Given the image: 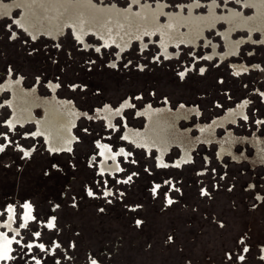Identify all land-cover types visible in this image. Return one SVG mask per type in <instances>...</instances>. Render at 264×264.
<instances>
[{
    "label": "rangeland",
    "instance_id": "rangeland-1",
    "mask_svg": "<svg viewBox=\"0 0 264 264\" xmlns=\"http://www.w3.org/2000/svg\"><path fill=\"white\" fill-rule=\"evenodd\" d=\"M245 1L57 0L52 8L50 0H0V85H11L19 100L25 96L17 89L41 98L55 94L80 112L69 152L52 153L43 138L30 136L33 124L5 125L11 92L0 94V210L14 204L20 220L30 203L34 216L7 264H264V160L252 144L235 143L233 152L219 156L218 142L197 143L189 162L162 167L154 151L122 135L126 123L142 127L137 110L146 105L164 110L161 115L168 105L194 108L180 124L193 137L198 123L242 105L244 114L218 128V137L228 129L264 146V12ZM196 2L194 15L208 16L215 5L221 18L195 44L174 45L168 16L181 7L187 15ZM158 4L164 9L156 20ZM30 5L43 17L41 27L55 17L74 20L57 39L35 38L18 23ZM232 8L256 28L232 31V39L243 42L235 57L221 59L213 50H227L224 16ZM81 25L93 29L85 34L89 47L75 35ZM180 33L190 34L186 25ZM127 100L112 118L115 129L96 112ZM99 140L113 152H129L118 155L119 174H99ZM180 152L171 147L166 160L173 164ZM108 188L111 196H105Z\"/></svg>",
    "mask_w": 264,
    "mask_h": 264
},
{
    "label": "flooded vegetation",
    "instance_id": "flooded-vegetation-1",
    "mask_svg": "<svg viewBox=\"0 0 264 264\" xmlns=\"http://www.w3.org/2000/svg\"><path fill=\"white\" fill-rule=\"evenodd\" d=\"M52 5V8H55L56 6L54 3L57 0H50ZM60 1V0H58ZM199 2L192 3L189 5V14L185 15L183 12V8L181 7L179 9V12L176 14H171L168 16L169 21H170V27L171 30H173L174 35L172 36L171 42L174 45H177V40H184L188 41L189 43L195 44L196 40L199 36L203 35L205 36V30L207 28H214L216 27L218 20L221 18L216 15L215 12V5H211L210 7V14L208 16H196L194 15V9L195 6ZM246 4V1L244 3ZM51 7H48V9ZM115 6L110 7L109 10L110 12L113 11ZM164 7L161 4L157 5V8L155 11H153L152 15L158 19L159 14L163 11ZM60 10V9H59ZM59 10L56 11V14L59 13ZM256 10V9H255ZM257 13H262L264 10H256ZM41 14L36 12L35 9L30 5L29 7L25 8L24 13L22 14L21 18L18 20L19 25L24 28L30 35L33 37L39 36L41 33H46L49 36L57 39L61 33H63L66 29V27L70 24H72V20H74V17L71 18H66L63 22H61L60 19L56 18L51 21L50 26L46 27H41L38 23L41 22L40 19L43 18L40 16ZM225 19L228 20L229 24V31L225 33V41L227 45V50L225 53H219L216 49V46H214L213 54H217L218 57L221 59H225L226 57H229L234 54H238L239 52V47L242 44L243 41H234L231 36V32L235 31L238 28L241 29H249L253 31L256 28V25H252L248 23V19H246L242 13L238 12L235 9H230L229 13L224 16ZM186 25L188 28V31L190 34H182L181 32V27ZM92 27H84V25H81V28H75V35L77 39L81 40L86 47H89V45L85 41V34L86 31H92ZM146 30L145 32H147ZM144 32V31H142ZM153 33V31H150ZM252 33V32H251ZM107 44H110L112 42V39H106L105 41ZM128 45L127 41L123 42L122 47H126ZM121 51V49H120ZM162 52L167 56L169 54V51L167 49V46L162 47ZM212 54V55H213ZM9 86L8 83H4L0 85V94L10 90L11 92V99L6 103L10 109H11V115L5 119V125L9 127L10 129L14 128L16 126H29L33 124L34 131L32 134H28L33 137H41L44 139L45 145L47 148L50 150L52 153H58V152H69L71 148V144L74 139V134L72 133V127L75 124H72L71 130H70V143L67 145V139H68V133L64 132V128L69 127V123L73 120L71 117L74 118L72 112L76 114L75 119L77 115L80 113L77 111V109L74 106L69 105L68 102L65 100H60L56 97L54 94L52 98H41V97H36L34 96V93L36 91L28 92L26 90L21 91L18 90L20 93L27 94L31 101L33 100L34 103V108L32 109V116L35 119H29L26 120L25 123L16 120L15 114L20 112L18 109V104L21 101V104L27 102L29 99L28 97H23L22 99L20 98L17 99L16 96L14 95V92ZM54 89V87H52ZM48 100H51V102L58 104L59 106L62 107V109H65L66 111L69 112V118L67 114L64 116H61L59 112H52L53 114L50 116H47L45 120H43L42 125L39 126L38 120H41L45 117L46 115V107L45 104L47 103ZM130 105V101H124L120 103L117 107L113 108L110 105H105L102 108H97L96 112L99 116H102L105 118L107 125L108 126H113L114 129L116 128L115 122H112V118L116 116L117 114L121 113L122 110ZM1 107V105H0ZM50 110L51 107H48ZM167 108V114H162L164 110H161L159 108L152 107L151 105H146L142 109L137 110V116H143L145 119V123L142 125L141 128H136L130 126L128 123L125 125V130L122 133L123 139L132 143L136 147H141L145 151H154L155 156H156V161L159 164V166H180L182 163L189 162L192 157V152L191 150L195 147L197 143H210L212 142H218L219 143V156H223L224 153L226 152H233V146L235 143L238 142H249L255 147V154L256 157L264 160V146L259 142V140H254L252 141L249 137L246 136H241L237 137L233 134L232 130H227V133L224 137L219 138L217 135V130L218 128H227V124L234 125L235 122L233 120L237 121L238 118H240L241 115L244 114L245 108L242 105H239L237 108H232L228 109L225 111L226 118L225 120H228L230 122L226 123V125H217L216 126V121L222 119L224 116L220 118L213 119L212 122L207 123H198L196 125V128L199 131L198 136L193 137L191 128L188 127L186 129L181 128V122L182 121H188L191 119L192 115L195 113V109L191 110L190 112L183 110L182 108H178L176 110L171 109L169 105L166 107ZM187 109V108H186ZM37 110H41V116L37 115ZM111 111L112 112V117L108 120L107 117L104 116L105 111ZM155 112L158 114L156 117L157 119L161 120L160 125L165 127L167 129V139L164 140V144H161L162 146L159 147L155 145L154 143H151L147 137V132L149 130H153V128L150 127L151 123V116H153V113ZM194 112V113H192ZM240 115V116H238ZM113 123V124H112ZM155 125V124H154ZM40 127V128H39ZM41 127H54L56 132H51L48 129H42ZM60 134H59V133ZM42 133V134H40ZM49 142V145L52 149L54 148H62L60 150H51L47 139ZM26 135V136H28ZM97 146L99 148V154H100V161L97 163L98 164V169H99V174H109V175H116L121 172V167L118 162V155L123 154L125 157H128L129 153L126 149L123 147H119L116 152H113L109 145L102 142L101 140L97 141ZM64 147V148H63ZM171 147H178L180 148V155L176 158L174 163H169L166 160V153ZM26 153H29V150L24 149ZM161 185H156L155 191L160 187ZM106 195L105 196H111L113 193V190L111 189H106ZM169 201H171V197L169 196ZM17 207L14 204H8L5 207V210L2 211L0 210V264H7L11 259H12V251L14 250L15 243H21L20 239V234H23L22 232V227L26 226L29 221L34 219L33 216V209L30 203H26L23 207L22 214L20 216V220L17 218ZM3 213V214H2ZM3 215V217L1 216ZM17 222V223H15ZM19 222H22V225H19ZM53 224V219L50 220L48 225ZM37 243H31L30 247L33 248L36 246ZM41 245L43 247H41ZM41 249H45V246L43 244L39 245ZM99 264L97 260H94L92 264Z\"/></svg>",
    "mask_w": 264,
    "mask_h": 264
},
{
    "label": "crops",
    "instance_id": "crops-1",
    "mask_svg": "<svg viewBox=\"0 0 264 264\" xmlns=\"http://www.w3.org/2000/svg\"><path fill=\"white\" fill-rule=\"evenodd\" d=\"M251 6H253L255 8L254 5H251ZM256 10H261V9H256ZM17 92H19L18 89H17ZM19 94L22 95V96L28 97L29 100L27 102L23 103V104H21V102H19V104H18L19 108L18 109L20 110V112L19 113L17 112L15 114L16 120H20V121L25 123L26 120L35 119L32 116L33 115L32 114V109L34 108V105L36 103H34L33 100L31 101L30 97L27 94H23V93H20V92H19ZM45 107H46V115H45V117L43 119L37 121L39 126L42 125L43 120H45L47 116H50V115L53 114L52 113L53 111L54 112H59L61 116H64V115L67 114V116L69 118V112L66 111L65 109H62V107L59 106L58 104L51 102V100L47 101V103L45 104ZM48 107H51L52 110H50ZM152 113H153V116H151L150 127L153 128V130L151 129V130H149V132H147V137H148L149 140H151L150 141L151 143H154L155 145L161 147L162 146L161 144H164V140L167 139V129L160 125L161 120L156 118L158 116V114L155 113V112H152ZM71 114H73V116H74V118L71 117V119H73V120L69 123V127L68 128H64L63 129L64 132L68 133L67 145H69V143H70V137H71L70 136V130H71L72 124L75 121V116H76V114L74 112H72ZM112 115L113 114H112V112L110 110L109 111H105L104 116L107 117L108 120L112 117ZM226 115L222 119L216 121V123H215L216 126L217 125H226V123L230 122V121L224 119V118H226ZM238 116H240V115H238ZM68 120H70V118ZM233 122H236V121L233 120ZM41 128L42 129L44 128L46 130L48 129L47 127H41ZM48 130L51 131V132H56L54 127H49ZM40 134H42V133H40ZM45 138H46V136H45ZM47 142H48V139H47ZM48 145H49V142H48ZM49 147H50V145H49ZM50 149L51 150H60L62 148H54V149H52L50 147Z\"/></svg>",
    "mask_w": 264,
    "mask_h": 264
},
{
    "label": "bare ground",
    "instance_id": "bare-ground-1",
    "mask_svg": "<svg viewBox=\"0 0 264 264\" xmlns=\"http://www.w3.org/2000/svg\"><path fill=\"white\" fill-rule=\"evenodd\" d=\"M246 4L254 5L255 9L264 10V0H246Z\"/></svg>",
    "mask_w": 264,
    "mask_h": 264
},
{
    "label": "snow or ice",
    "instance_id": "snow-or-ice-1",
    "mask_svg": "<svg viewBox=\"0 0 264 264\" xmlns=\"http://www.w3.org/2000/svg\"><path fill=\"white\" fill-rule=\"evenodd\" d=\"M90 195H91V193H89ZM41 247H43L42 245H41ZM94 264H95V262H94Z\"/></svg>",
    "mask_w": 264,
    "mask_h": 264
}]
</instances>
